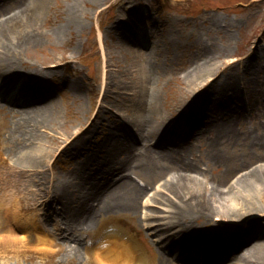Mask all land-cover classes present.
<instances>
[{"label": "rangeland", "instance_id": "obj_1", "mask_svg": "<svg viewBox=\"0 0 264 264\" xmlns=\"http://www.w3.org/2000/svg\"><path fill=\"white\" fill-rule=\"evenodd\" d=\"M70 2L71 0H49L48 4L38 13L40 14L38 26L46 35L39 45L23 46L15 56L16 67L24 73L36 69L41 71L46 64L58 61L57 73L53 75L55 79L52 80L50 76L42 75L38 79L31 77V81L41 82L29 86H34L39 92L29 96L20 104L11 98L10 102L5 101L0 96V104H6L14 113H17L16 110H20L21 107L29 109L36 105L39 101L35 100H40V98L43 100L54 98L61 121L58 122L60 126L55 122L52 123L59 132L72 135L71 139L78 137V139L88 140L80 147L82 153L78 155V158L65 153L59 154V149L53 151L48 160L51 163L56 159L55 162L52 165L47 162L42 168L49 184L52 180L64 176L65 170L69 169L72 163L81 160L84 162L83 171L87 173L85 178L91 177L94 181L104 184L111 178L112 166H118L116 162L121 155L117 154L115 144L121 143L131 146L135 153L145 151L148 158L160 156L161 153L165 156H176L179 159L180 154V159L181 157L186 158L187 163L193 166L191 172L195 175L194 178H199L202 189L206 187L207 194L211 192L213 197L224 196L226 193L233 194L237 188L245 186L244 179H241L242 176L253 174V166L264 162V145H257L252 142V137L248 136L249 132L251 134L253 132L254 135L258 131L261 135L264 132V111L260 110L264 102L258 94L261 91L264 95V0H79L76 2L78 12L74 11V20L71 19ZM124 11L131 12L127 13L132 18L129 23L123 22L125 19L121 18ZM1 15L4 14L1 13ZM140 19L143 21L140 22ZM58 27L59 31L55 32ZM134 27L139 32H134ZM139 33L140 37L136 36ZM122 45L140 49L141 54L145 56L150 55L154 47L158 48L152 57V63L155 64L156 69H154L155 85L152 86L154 91L150 86L142 88L136 79L135 70L127 69V63L132 62V56L127 52L116 53ZM251 50L254 51V55L247 61L252 68L244 65L247 54L253 52ZM203 55H209L210 58L218 61V64L214 66L216 76L222 73L226 75L225 78H231L235 82V88L239 86L240 91H237V95L234 94L235 97L227 91V94L219 93L218 95L212 92L207 98H203V93L207 90L205 86L200 87L198 91V86L191 90L187 88L183 77L193 69L203 66L201 59ZM107 56L109 58L108 67L112 66L111 69L105 66ZM62 57L68 60L67 64L62 62L64 60ZM115 57L118 58L116 63H119L120 68L116 63L114 65ZM241 59H243L242 63H240ZM255 68H259V71ZM106 77L109 80H116L121 87L117 89V86L109 84L105 92L107 95H105L104 79ZM47 79L48 82H44ZM210 80L211 78L207 82ZM70 81H77L80 87L76 95L66 83ZM125 83L134 84L133 87L127 89L124 87ZM229 83L234 89L231 81ZM7 90L9 97L15 91L20 94L26 91L21 90L20 84L11 85ZM122 91L125 93L121 94ZM244 93L247 99L244 98ZM149 95L150 98L154 95L153 101L155 102L151 116V120L155 122L154 131H151L149 127L152 123L150 119L147 124L146 121L144 124L146 111L150 107ZM9 97L7 96L8 99ZM225 101L227 104H222ZM187 102L191 104L190 110L180 114ZM234 104L238 106V112L232 108ZM196 109H199L201 113L194 115L193 112ZM221 109L224 110L227 118L232 117L230 118L232 128L237 132L236 134L228 129L222 132L217 129L218 123H221ZM1 117H4L6 123L11 120V114L6 116L1 113ZM92 117L94 119L87 129L85 126L80 127V122L85 120L89 122ZM177 117L182 122L177 130L164 133L160 143L152 144V150L146 151L142 140L143 128L146 127L152 132L150 137L154 138L150 143H156L154 139L173 125ZM114 125L115 128H113ZM52 126L50 124L48 130ZM4 130L5 127L0 126V168L2 165L10 166L9 179L14 180L11 178L13 177L17 179L14 181L21 183L35 174L28 169L23 173L19 168L15 154L18 142L14 137L6 138L4 141ZM110 130L113 131V142H104ZM219 136L223 137L222 149L219 143L215 149L212 141ZM99 146H102V149H95ZM107 152L108 155H106ZM167 165L170 167L163 168L166 176L169 175L174 164ZM173 169L176 171V167ZM142 172L133 173L129 170L123 176L121 173L123 178H132L140 186L147 185L145 191L136 200L135 209H132L130 203L125 213L114 212L113 214V223L119 228L121 227L119 218L123 219L125 232L121 233L111 225L93 226L90 231L83 234L85 244L82 243L78 255V252L70 251L61 237L51 243V239L45 238L46 235L39 229V225L49 228L55 223L54 227L63 228L60 216L56 214L59 211L57 204L50 201L47 206L48 211L41 209L46 212L43 216L44 220L42 214L37 215V209L32 206L26 212L25 224L20 221L18 228L13 230L14 235H11L8 225L3 224L4 220L0 219V240L5 239L4 237L9 239L7 243L0 242V264H102L97 259L100 252L96 250V246L99 247L101 238L103 236L105 238L107 234L114 237V242L117 240L115 242L117 245L120 240H124L121 244H126V249L133 255L137 254V259L142 264L153 263L152 253L155 251H157V257L154 258L155 264L158 257L164 264L160 253L176 264H229L217 260L218 255H213L212 250L204 252L193 247L182 251L181 254L184 257L178 259L173 251L166 252L157 243L155 244L154 236L148 235L149 233L142 231L140 234L143 238L135 232L129 235V229L140 227V215L149 217L150 210H156L160 214L164 213L161 208L156 207L158 204L155 202L158 200L155 199L156 196L165 195L167 191L163 188V181L161 183L158 181L160 179H155L146 183ZM232 180L235 181V187L231 188L230 192H224V190L227 191V186L222 188L219 185L218 188L212 189L219 183L226 184ZM252 182L255 185V181ZM39 187V183L37 185L33 183L31 186L34 191ZM110 188L114 191L113 194L117 193L113 189V182ZM260 188V186L254 188L250 185L251 192L255 195V202L263 205L264 188ZM25 190L31 193L30 189ZM77 191L76 187L67 191L66 197L61 201L65 203V206H61L63 214L69 216V209L76 206L83 213L89 204L98 200L96 198H104L102 191L92 194L93 196L98 195L94 198H78ZM146 192L150 197L147 202H145L147 196L143 197ZM33 195L30 194L29 200L35 197ZM159 201L161 207L165 208L161 197ZM215 204L218 205L219 202L215 201ZM217 208L207 217L202 215L193 218L194 215H192L176 218L181 221L178 223L184 226V230L181 232L183 228L179 229L178 225L172 228L176 231L174 244L178 247L181 240L188 239V236L196 238L195 242L210 240L211 238L207 235L213 229L212 222L219 223L221 233L227 229H224L225 226L240 222L229 219L230 215H226L223 209H219L220 212H218ZM145 214L148 215L145 216ZM169 218L173 219L171 216ZM157 221L162 222L163 220L158 219ZM151 222L152 218L147 220L148 224ZM189 222L191 225L185 226ZM34 231L40 235L39 238L33 239L28 235ZM102 231L106 232L101 234ZM126 236L130 237L127 239ZM129 240L133 241L134 245ZM70 243L75 244L74 241ZM178 249L175 247L176 252L179 251ZM245 251H247L246 244H242L234 250L231 248L222 252L225 254L223 257L231 259L234 255L242 256ZM102 253L107 254L106 248ZM207 254L208 257L205 260ZM245 256L239 260L238 264H243V262L246 264L251 260L249 254Z\"/></svg>", "mask_w": 264, "mask_h": 264}, {"label": "bare ground", "instance_id": "obj_2", "mask_svg": "<svg viewBox=\"0 0 264 264\" xmlns=\"http://www.w3.org/2000/svg\"><path fill=\"white\" fill-rule=\"evenodd\" d=\"M77 1L79 0H71L70 2L71 19L73 20L75 19L74 11L76 13L78 12V8L76 5ZM48 2L49 0H0V86L5 90L9 89L11 85L15 86L17 84H20L21 90L25 89L30 93H34L36 89L33 87H29L30 83H32L29 82L31 81V77H33L34 79H38L40 78V75L46 77L53 76L57 73L56 65L58 61H55V63L46 64V66L43 67L44 69L41 71L36 69L30 70L31 72L25 73L23 71H20L16 67L15 62V56L17 55L20 48H22L23 46L29 47L32 44L39 45L43 37L46 35L45 32H41L38 26V23L40 22V14L38 15V13L42 10L43 7L48 4ZM1 13H3L4 15H1ZM127 13L131 12L124 11V15L121 18L125 19L123 22L129 23V20L131 21L132 18ZM136 15L138 16V14ZM142 21L143 20L140 19V22ZM58 31L59 27L55 32ZM151 35L153 36V34ZM136 36L140 37V33L139 35L136 34ZM163 48L167 50L166 47ZM118 50L119 51H116V53L120 54V52H122V54H124V52H127V54H130L132 56V62L130 64L129 62L127 63V69L133 68V71L135 70L136 79L139 81L142 88L147 86L152 87L155 85V64L152 63V57H154V53L158 51V48L154 47V49L151 51V54L148 56L142 55L140 49L138 50L128 48L124 45H122ZM208 52L210 51L208 50ZM253 55L254 51L247 54L244 65H248L250 66V68H252L247 59ZM62 59H64L62 60V62H68V60H66L64 57H62ZM116 59L118 58L115 57L114 65L116 63ZM201 59L203 61V66L193 69L190 73L184 75L183 77L187 88H190L191 90L195 89L196 86H198V91L200 87L205 86L207 90L205 91V93H203V98H207L212 92L213 94L217 93L218 95L219 93L227 94V91L230 92L232 97H235L237 95V91H239L238 85L235 88V82L232 81L231 78H225L224 76L226 75L222 73H218L217 76L215 75L216 71H214V66L218 64V61L216 59L214 60L210 58L209 55H203ZM108 60L109 58L107 56V58L105 59V66L107 67L109 64ZM242 62L243 59H241L240 63ZM116 64L117 67L120 68L119 63ZM111 67L112 66H109L108 69H111ZM255 70L259 71V68H255ZM210 78L211 80L207 82V80H209ZM132 79L135 80V77L133 78L132 76ZM227 79L230 80L228 81ZM230 81L234 89L230 87ZM66 83L68 87L73 90L75 95L77 91L80 90L77 81H70ZM109 84L117 86V89L121 87L118 85V82L116 80H109V78L106 77V79H104V93L106 92ZM133 84L125 83L124 87L128 89L129 87H133ZM154 90L155 89H153V91ZM116 92H118V90H116ZM18 93V91L13 92L15 96L19 97ZM123 93H125V91L121 92V94ZM235 93L236 95H234ZM258 94L261 96L264 102V95L262 94V92L259 91ZM105 95L107 94L105 93ZM5 96H7V94H5ZM153 96L154 95H151L150 98L149 95V104L151 109L150 107H148L146 111V119H144V124L145 121L147 124V121L149 119L152 122L150 126L148 123L151 131H154L153 128L155 126V122L151 120V116L155 107ZM14 99H18L15 101L22 100V98ZM35 101L40 102L36 105H33L29 109L19 110L20 112L17 113H14L6 105L0 106V126L3 128L5 127L3 140L6 141V138L9 139L11 137H14L16 139V141L18 142V147L16 148L15 154L17 155L19 163L18 165L20 169L24 172L28 169L30 172L35 174V176L31 178V181L32 183H34V185H37V183H39L40 185L37 190L32 191L31 193L25 192L24 189L20 187L17 203H13L12 196L10 197L7 205H5L3 221V224L8 225L10 233H12L14 229H16V226L14 225L15 221L13 218L14 207L16 208V211L18 213L24 214L32 206L41 204L47 205L48 198L46 197V195H48L49 193L53 194L54 198H58L63 201V199L66 197L67 191L71 190L74 187L78 188L77 197L84 199L89 198L97 191H102L104 193V199L101 198V200L92 202L87 206L86 210L83 213L79 210L78 206L69 209V216H66L62 220L63 228H59L60 234L68 232L69 235V238H64V244L69 247L70 251L74 253L78 252L79 255L80 248H82V242L80 243L79 240L85 239L83 234L90 231L91 227L99 224L103 226V224L111 222L114 212L125 213L127 211V208L129 209L130 203L132 209H135L136 200L138 199L139 195L145 191L147 185L144 184L140 186L132 178L125 179L121 176V173L127 174L128 170L132 168L133 173H140L141 171H143L142 176L146 180V183H149L150 181H153L155 179H160L158 181H160L161 183L163 181V188L167 191L165 192V195L159 197H161V201L164 202L165 208L161 207V202L159 201L158 196L155 197V199H158L157 201L155 200V202H157L156 204L158 205H154L161 208L164 213L160 214L156 210H150L149 214L152 215L151 218L153 219L163 220L156 226L163 225L162 227L164 231H168L177 225L180 226L179 229H182L184 226L178 223L180 221L179 219L176 220V218L180 216L181 218L192 215H194L193 218H197V216L202 215L207 217L211 214L210 212H214V209H216L217 207H219L220 210L223 209V212H225L226 215H230L229 219L246 222L245 224L240 223V226L233 236L232 240L225 245L224 233H221L219 231V223L212 222V224H214L213 229L211 230L210 234L207 235L211 238L210 240L204 239L203 241L197 240L195 242L194 239L196 238L188 236V239L181 240L180 244H178L179 249L184 251L188 248L193 247L198 250H203L204 252L212 250L214 254V251L223 247V245V250H228V248H234L241 243L247 242L250 238L256 237L254 240L247 243V251H245L242 256L239 257V255H234L231 259H226V257H223V255L225 254L222 252V250L221 255H219L218 257L219 259L217 260L229 264H238L239 260H241L245 255L249 254L251 260L246 264H264V204L261 205L260 203L257 204L255 202V195L251 192L250 189V185L254 186V188H257L259 186L261 187L260 189L264 188V162H259L255 166H253V174L249 173V175L245 174L244 176H242L241 179H244L245 186L240 187L239 189L237 188V191L233 194L226 193L224 194V196L213 197V193L208 192L207 194L206 187L205 189H202V184L198 181L199 178H194L195 175H193L191 172L193 171V166L187 163L186 158L184 159V157H181L180 159V154L179 159H177L176 156H165L161 153L159 154L160 156H152L153 158H148L145 151L133 153L132 148L130 149L128 145L116 143V152L118 151L117 154L122 155L123 157H121L116 162L118 166H112L110 173L111 178L109 181L104 182V184L96 183L92 179L86 183L78 181L83 174V160L72 164L71 169L65 171L64 176L54 179L51 184H47L48 182L45 181V171L42 170V168L47 162H49L48 157L52 155L53 151L59 149V154L65 153L78 158V155L82 153L80 151V147L84 144L85 141L87 143L88 140H85V138L78 139V137L75 139H71L72 135L59 132L58 128L52 123L55 122L60 126V123L58 122L61 121L58 116L57 103L53 98H47L45 100H43V98H40V100ZM222 104L226 105L227 101L222 102ZM190 105L191 104L187 102L182 110H185L186 112L189 111ZM232 108L235 109L236 112L239 111L238 106H236L235 104ZM260 110L264 111V103H262V108ZM1 113L6 116H9L11 114L10 122L8 121V123H6L3 119L4 117H1ZM155 114L157 113L155 112ZM158 114H160V111H158ZM221 114V123H218L217 129L220 132L228 129L236 134L237 132L232 128V119H230L232 117L229 116L230 118H227L223 109H221ZM222 116H224L225 119L224 117L222 118ZM93 119L94 117H92L89 122L87 120L80 122V127L85 126V129H87V126L92 122ZM136 120L137 119H135V121ZM50 124H52L53 126L48 130V126ZM115 127L116 126L114 125L113 128ZM143 129V141L146 144L145 149L146 151L148 149L152 150V148L148 144L152 132L146 127H144ZM112 134L113 131L110 130L108 135H106L104 142L112 143ZM253 135L254 133H248V136L250 138L252 137V142L256 143L257 145H264V132L263 135H261L259 131L256 135ZM217 143L220 144L222 149V136L213 139L212 146L215 147V149H217ZM95 149L100 150L102 149V146L95 147ZM108 154L109 153L107 152L106 155ZM109 160L110 162H112L111 159ZM167 164H174L173 168L176 167V171L171 168L170 173H168L169 175L166 176L164 175L165 172L163 173V168L165 166V169L170 167ZM237 179L240 178L237 177ZM252 181H255V185ZM112 182L113 189L117 191L116 194H113L114 191L112 190V188H110ZM219 185H221L222 188H224V186H227V191L224 190V192H230L231 188L235 187V181L232 180L226 184L219 183L217 187H213L212 189L218 188ZM3 192L4 191H2L0 187V198L3 196ZM198 192H200V194ZM32 193H34L33 196L35 197L31 198V201H29L28 198ZM147 195L148 192L144 193L143 197ZM97 196L98 195H96V197ZM23 198L27 201L25 204H22L19 201V199ZM149 198L150 197L147 196L145 202H147ZM215 201L219 202V204H215ZM61 204L62 206H65V203ZM219 209L217 208L218 212H220ZM167 212L169 213L167 214ZM169 214L173 219L169 218ZM147 215L148 214H145V216ZM187 225H191L190 222L185 226ZM245 225L247 226L245 227ZM256 225H259L260 227L258 228V226ZM40 228L42 233H45L48 236L53 235L49 230L44 229L41 226ZM152 228L153 227H151V229ZM161 230H158L156 235H159ZM183 230L184 228L181 230V232ZM258 230H260L262 233L258 234ZM105 232L106 231H102L101 234ZM260 234H262L263 236L257 237ZM36 237L39 238L40 236ZM173 237V234L169 235V238ZM4 238L5 239H1L0 242L7 243L9 239L7 237ZM53 240L54 239L51 240V243ZM70 240L74 241L75 244H71ZM115 242L114 237L107 234L105 238L104 236L101 238L99 247L96 246V250L100 252V255H95L102 264H142L141 262H139V259H137V254L133 255V253L129 252L126 249V244H121L120 242L117 245ZM175 242L176 241L174 240L172 243L174 244ZM105 248L107 254L103 255L102 251H104ZM154 256L155 254L153 253V263L149 264H155ZM207 257L208 254L205 256V260L207 259ZM161 258L164 264H175L169 262L168 258L165 256H162ZM244 263L245 262H243V264Z\"/></svg>", "mask_w": 264, "mask_h": 264}]
</instances>
